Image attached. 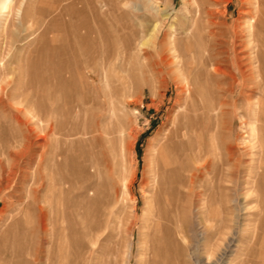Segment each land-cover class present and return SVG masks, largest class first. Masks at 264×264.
I'll use <instances>...</instances> for the list:
<instances>
[{"label": "rangeland", "instance_id": "374dc122", "mask_svg": "<svg viewBox=\"0 0 264 264\" xmlns=\"http://www.w3.org/2000/svg\"><path fill=\"white\" fill-rule=\"evenodd\" d=\"M7 1L0 264H106L109 256L123 264L125 233L105 238L134 209L128 264H153L160 148L189 116L188 147L200 157L188 164L198 177L193 195L176 197L166 264H264V180L254 177L264 158V46L255 36L264 0H14L5 9ZM222 142L232 146L230 163ZM42 145L49 184L39 189ZM114 248L120 255L108 254Z\"/></svg>", "mask_w": 264, "mask_h": 264}, {"label": "bare ground", "instance_id": "6f19581e", "mask_svg": "<svg viewBox=\"0 0 264 264\" xmlns=\"http://www.w3.org/2000/svg\"><path fill=\"white\" fill-rule=\"evenodd\" d=\"M1 1V0H0ZM6 1V0H5ZM14 0H8L5 4L4 7L5 9H9L11 7V5L13 4ZM260 1V0H259ZM261 2V1H260ZM257 3V2H256ZM256 5V4H255ZM3 6V5H2ZM4 9V8H3ZM264 14V13H263ZM215 17V16H214ZM218 18V17H216ZM258 25H257V29L255 32V36L257 37L258 43L262 46H264V34H263V28L264 26H262V21L261 19L258 20ZM210 23V22H208ZM264 24V23H263ZM251 25V24H250ZM215 26V25H214ZM213 26V27H214ZM213 31V30H212ZM211 31V32H212ZM216 33V32H215ZM200 34V33H199ZM175 36V35H174ZM156 37V30L154 28V30H152V32H150V38L155 39ZM253 39V38H252ZM151 40V39H150ZM188 42V41H187ZM254 45V44H253ZM258 47V46H257ZM255 51V50H254ZM211 55V53L209 54ZM261 57V56H260ZM209 58V56H208ZM216 58V57H215ZM212 59V58H211ZM217 59V58H216ZM261 61V60H259ZM183 63V62H181ZM215 63V62H214ZM261 64V63H260ZM213 68V67H211ZM218 69V68H217ZM259 69V68H258ZM188 70V69H187ZM263 70V67H262ZM173 71V70H172ZM200 74V73H199ZM261 74V73H260ZM180 79H182L183 81L185 80V76L183 75V72L179 71L178 73ZM246 77V76H245ZM88 78V77H87ZM248 80V79H247ZM259 80V79H258ZM263 81V80H262ZM224 82V81H222ZM212 83V82H211ZM214 84V83H213ZM212 84V85H213ZM217 85V84H216ZM215 85V86H216ZM220 85V83H219ZM93 86V85H92ZM91 86V87H92ZM261 86V85H260ZM95 88V87H94ZM93 88V89H94ZM260 88V87H259ZM187 92V91H186ZM218 94V93H216ZM263 94V93H262ZM90 95V94H89ZM223 107V106H222ZM78 112L77 115L80 116L83 112V107L82 105H80V103L76 106ZM210 108V107H209ZM262 108V106H261ZM251 110V109H250ZM195 111V110H194ZM252 111V110H251ZM225 112V111H224ZM252 115V114H251ZM258 115V114H257ZM256 115V116H257ZM97 117V116H96ZM95 116H91L89 118V122L91 123V127L89 126V131L88 133H93L95 130V126H94V120L96 119ZM98 118V117H97ZM217 118V117H216ZM49 119V118H48ZM42 122H44V118H41ZM217 120V119H216ZM255 120V118H254ZM256 121V120H255ZM193 121L190 120V116L189 118L186 117V121L184 120L183 122H181L180 120H178V123H176V129H174L169 136H167L166 140H164V144L162 146V148H160V152L162 153L163 157H164V162H161V166H164L165 170L162 172L160 179L158 181V194H157V199L158 200V204L160 205V209H159V218H160V223L156 225V233L154 235V237H156L155 240V248L153 251V254L155 256V262L153 264H166L167 261H165V254H164V250H166L167 252H169L170 247H169V233H167V229L169 226V223L171 222V214L175 213V208H176V197L177 198H182L185 195V191L184 190H189V193H192L193 195V190H194V186L197 183V173L194 172L191 167L189 166L188 162L190 160H196L198 157H200L197 154V151L193 148V146L190 148L189 150V145H191V143L193 142L194 137L196 136L193 133ZM219 122V121H217ZM254 122V121H253ZM252 122V123H253ZM248 123V122H247ZM255 125V124H254ZM252 129V128H251ZM87 130V129H86ZM218 130V129H217ZM198 132V130H197ZM217 132V131H216ZM222 132V131H221ZM220 132V133H221ZM254 135L256 136V130L253 129ZM87 133V134H88ZM223 134V133H222ZM262 135L259 137V141L257 143V145L260 148L261 146H264V132L261 133ZM195 135V136H194ZM224 135V134H223ZM200 136V135H199ZM218 135H216L217 137ZM220 136V135H219ZM45 138V137H44ZM188 138L187 141V145H186V139ZM222 138V137H221ZM257 138V136L255 137V139ZM185 139V142H184ZM197 139V137H196ZM195 140V139H194ZM254 140V139H253ZM255 141V140H254ZM256 142V141H255ZM254 142V143H255ZM219 143V142H218ZM217 144V143H216ZM233 145V144H232ZM222 146L225 147V149H227V153H228V163H230L231 161H233V154L230 151L231 150V145L229 143H225L222 142ZM45 145H42L41 148L43 149L39 155V164H38V177H39V189L40 188H44V186L48 183L47 182V174L45 173L46 170V153H45ZM252 148H256V146L252 147ZM188 149V150H187ZM208 149V148H207ZM221 149V148H220ZM257 149V148H256ZM200 150V149H199ZM219 150V149H218ZM190 153H189V152ZM221 151V150H220ZM234 151V150H232ZM255 152V151H254ZM260 155H261V151ZM220 153V152H219ZM255 154V153H254ZM257 154V153H256ZM221 155V153H220ZM219 155V156H220ZM259 154H257L258 156ZM218 157V156H217ZM258 158V157H257ZM255 159V157H254ZM261 158H259L260 160ZM193 160V162L195 163V161ZM241 159L236 160V168H239V163H241L240 161ZM245 161V160H244ZM192 163V162H191ZM258 163V161H257ZM217 164V163H216ZM166 165V166H165ZM255 165V164H254ZM254 165H250L251 168L253 169V167L255 168ZM257 168L259 166V168L261 169L260 172L258 174L255 173V179L259 181H263L264 180V158L261 161V163L259 165H257ZM215 167V166H214ZM258 168V169H259ZM198 171V170H197ZM200 171V170H199ZM259 171V170H258ZM156 172V171H155ZM221 175V174H220ZM219 179V177H218ZM254 179V178H253ZM51 180V179H50ZM220 180V179H219ZM123 182V181H122ZM157 183V182H156ZM49 184V183H48ZM157 185V184H156ZM259 185V184H258ZM47 187V186H46ZM155 187V186H154ZM260 187V185H259ZM122 189H125L127 193H130V188H131V183L130 184H123V187H121ZM261 188V187H260ZM46 189V188H45ZM256 189V188H255ZM264 189V188H263ZM117 190H115V194L113 196V198H111L112 200V204L113 206L115 205L116 201H115V197H117ZM264 192V190H263ZM262 192V193H263ZM264 194V193H263ZM51 195V194H50ZM262 195V194H261ZM156 196V195H155ZM190 197V196H189ZM156 198V197H155ZM187 198V197H186ZM137 199V198H136ZM136 199L135 200L136 202ZM188 199V198H187ZM132 200V199H130ZM132 200V201H133ZM180 200V199H179ZM49 199L47 197L41 198V200H39V204H38V230L39 233L44 234L47 229H46V222H47V218H48V213L46 208L42 204H48ZM52 202V201H51ZM186 203V201H185ZM52 204V203H51ZM135 204V203H134ZM184 204V203H183ZM182 204V205H183ZM186 205H184L185 207ZM183 207V208H184ZM131 208V207H130ZM184 210V209H183ZM136 209L133 210V212H128L127 216L122 219V217H116L117 219V226L114 228L113 232H110L109 234L106 235L105 240H113L114 237H116L118 235V233L120 234V231L123 233H125V237L127 240V244H126V252L124 254L123 257V264H128L129 262V258H130V244L128 241V238L131 237V233L133 231V227L135 225V214H136ZM111 213V212H109ZM109 213H107V215H109ZM156 213V212H155ZM68 214V213H67ZM124 217V216H123ZM175 217H173L174 219ZM178 218V217H177ZM175 220V219H174ZM177 220V219H176ZM175 220V221H176ZM159 221V220H158ZM174 221V223H175ZM178 221V220H177ZM56 225V224H55ZM171 225V224H170ZM178 225V223H177ZM180 225V224H179ZM173 226V225H172ZM176 226V224H175ZM176 228V227H175ZM178 228V227H177ZM176 228V229H177ZM181 228V226H180ZM70 229V228H69ZM108 230V229H107ZM154 231V230H153ZM181 231V229H180ZM123 233V234H124ZM154 233V232H153ZM179 234V231H178ZM153 235V234H152ZM43 237V236H42ZM117 238V237H116ZM44 239V238H43ZM263 239V238H262ZM153 240V241H154ZM43 241V240H42ZM263 241V240H262ZM117 242V241H115ZM124 242V241H123ZM121 243V242H120ZM154 244V243H152ZM42 248V247H41ZM40 252V251H39ZM120 250L117 248H114L113 250H111L108 254L112 255V256H116L117 254L120 255ZM170 253V252H169ZM168 253V254H169ZM152 254V255H153ZM170 255V254H169ZM168 257V256H167ZM169 258V257H168ZM167 258V259H168ZM40 259V258H39ZM106 264H116V260H113V257L109 256V259L107 261Z\"/></svg>", "mask_w": 264, "mask_h": 264}]
</instances>
